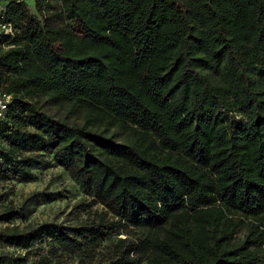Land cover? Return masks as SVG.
<instances>
[{
    "label": "trees",
    "instance_id": "obj_1",
    "mask_svg": "<svg viewBox=\"0 0 264 264\" xmlns=\"http://www.w3.org/2000/svg\"><path fill=\"white\" fill-rule=\"evenodd\" d=\"M5 1L0 182L61 168L103 210L0 226V264H264V0Z\"/></svg>",
    "mask_w": 264,
    "mask_h": 264
},
{
    "label": "rangeland",
    "instance_id": "obj_2",
    "mask_svg": "<svg viewBox=\"0 0 264 264\" xmlns=\"http://www.w3.org/2000/svg\"><path fill=\"white\" fill-rule=\"evenodd\" d=\"M25 1L28 5L32 4V0ZM4 2L1 0L0 5ZM53 5L59 12V4L53 2ZM29 11L33 14L31 7ZM58 47L61 50L71 49L65 43ZM41 105L50 115L72 123L85 124L84 113L71 110L67 105H46L45 103ZM34 174L36 178L30 183L0 182V213L7 207L24 210V214L11 224L0 226H17L19 229H25L30 225L56 223L68 227L88 222L103 210L92 198L84 195L61 168L35 171ZM49 198L51 201L46 203ZM126 231L130 233V229ZM123 234L120 237L127 235L126 232ZM4 249L7 250L0 248V251ZM57 256L61 264H107L100 249L87 257L65 253H58Z\"/></svg>",
    "mask_w": 264,
    "mask_h": 264
},
{
    "label": "built area",
    "instance_id": "obj_3",
    "mask_svg": "<svg viewBox=\"0 0 264 264\" xmlns=\"http://www.w3.org/2000/svg\"><path fill=\"white\" fill-rule=\"evenodd\" d=\"M23 1V0H18ZM5 6L0 5V35L9 38V42L0 44V51L9 49L12 47L10 41L15 37L16 29L12 23L3 21V13ZM12 101V94L6 92L2 87H0V120L5 116V112L8 109Z\"/></svg>",
    "mask_w": 264,
    "mask_h": 264
},
{
    "label": "crops",
    "instance_id": "obj_4",
    "mask_svg": "<svg viewBox=\"0 0 264 264\" xmlns=\"http://www.w3.org/2000/svg\"><path fill=\"white\" fill-rule=\"evenodd\" d=\"M5 1V0H4ZM0 3H1V0H0ZM5 3H6V1L4 2V4H2V6H5Z\"/></svg>",
    "mask_w": 264,
    "mask_h": 264
}]
</instances>
